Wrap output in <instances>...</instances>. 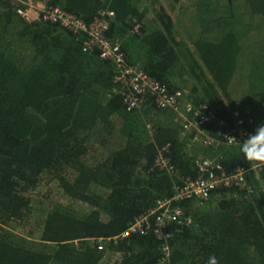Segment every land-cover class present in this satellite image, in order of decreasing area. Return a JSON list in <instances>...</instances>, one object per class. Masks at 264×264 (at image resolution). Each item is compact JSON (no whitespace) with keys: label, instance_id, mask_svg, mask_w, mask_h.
<instances>
[{"label":"trees","instance_id":"trees-1","mask_svg":"<svg viewBox=\"0 0 264 264\" xmlns=\"http://www.w3.org/2000/svg\"><path fill=\"white\" fill-rule=\"evenodd\" d=\"M23 1L0 0V264H157L164 242L169 264H264V171L244 189L175 201L190 223L168 224L166 241L113 239L203 177L198 159L227 176L255 162L240 146L182 138L153 97L128 109L112 92L116 66L59 23L23 21ZM34 1L86 24L112 12L106 35L130 64L231 127L234 112L264 124V0H167L182 29L159 0Z\"/></svg>","mask_w":264,"mask_h":264},{"label":"built area","instance_id":"built-area-1","mask_svg":"<svg viewBox=\"0 0 264 264\" xmlns=\"http://www.w3.org/2000/svg\"><path fill=\"white\" fill-rule=\"evenodd\" d=\"M16 14L27 23L35 21L59 23L73 34L82 35L83 51H97L100 59L110 61L116 66L114 82L119 86L114 87L112 92L123 96V101L128 109L139 108L146 96L153 97L159 109L171 110L176 115L181 125V137L188 139L190 136L191 143L213 148L221 145L240 146L239 143L252 134L243 129L251 127L256 130L262 124L255 122L251 116L243 119L237 112H234L232 115L234 127H231L224 119L209 112L206 106L196 107L186 101L185 93L182 90L169 92L150 78L139 66L130 64L122 52L119 41L106 35L113 19L112 12L107 11L91 23L86 24L80 18L60 8L46 7L44 2L26 0L16 9ZM245 124L249 126H245ZM209 125H212L216 130L215 137L208 135L203 130ZM195 163L204 175L203 177H199L195 181L186 180L177 188L172 198L158 201L155 208L136 219L127 230L113 239H124L132 234H146L151 231L156 238L166 241L170 238L166 232L168 224L190 223L189 219L184 217L183 209L174 205L175 201L191 197L207 199L210 193L219 187L244 189L249 171H264V164L255 162L248 169L237 167L227 176L221 165L214 160L200 161L198 159ZM156 166L160 169L169 168L166 159L161 154L156 159ZM161 251L162 257L157 264H169V247L166 242H164Z\"/></svg>","mask_w":264,"mask_h":264},{"label":"clouds","instance_id":"clouds-1","mask_svg":"<svg viewBox=\"0 0 264 264\" xmlns=\"http://www.w3.org/2000/svg\"><path fill=\"white\" fill-rule=\"evenodd\" d=\"M239 144L240 150L247 160L264 164V124L259 125ZM207 264H219V261L215 255H212L209 256Z\"/></svg>","mask_w":264,"mask_h":264},{"label":"rangeland","instance_id":"rangeland-1","mask_svg":"<svg viewBox=\"0 0 264 264\" xmlns=\"http://www.w3.org/2000/svg\"><path fill=\"white\" fill-rule=\"evenodd\" d=\"M154 1V0H153ZM162 6L168 11V13L175 19V23H179L181 26L180 28L182 29L184 26V23L179 19L178 13H177V5L175 6L174 3L171 5L167 2V0H159ZM150 3V1L148 2Z\"/></svg>","mask_w":264,"mask_h":264}]
</instances>
